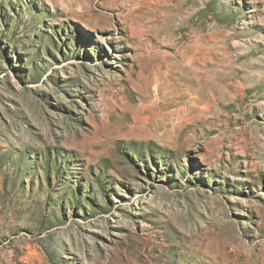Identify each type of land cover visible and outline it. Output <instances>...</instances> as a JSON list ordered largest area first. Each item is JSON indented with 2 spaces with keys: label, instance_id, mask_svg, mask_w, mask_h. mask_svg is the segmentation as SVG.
I'll list each match as a JSON object with an SVG mask.
<instances>
[{
  "label": "rangeland",
  "instance_id": "rangeland-1",
  "mask_svg": "<svg viewBox=\"0 0 264 264\" xmlns=\"http://www.w3.org/2000/svg\"><path fill=\"white\" fill-rule=\"evenodd\" d=\"M0 264H264V0H0Z\"/></svg>",
  "mask_w": 264,
  "mask_h": 264
},
{
  "label": "bare ground",
  "instance_id": "bare-ground-1",
  "mask_svg": "<svg viewBox=\"0 0 264 264\" xmlns=\"http://www.w3.org/2000/svg\"><path fill=\"white\" fill-rule=\"evenodd\" d=\"M208 79V78H207ZM198 80V79H197ZM208 81V80H207ZM215 81V80H214ZM203 82V81H202ZM206 82V81H205ZM210 83V86L211 88H214V87H218V85L216 83H212V82H209ZM189 84V83H188ZM209 86V85H206V87ZM208 88V87H207ZM205 90V89H204ZM206 91V90H205ZM214 91V90H213ZM207 92V91H206Z\"/></svg>",
  "mask_w": 264,
  "mask_h": 264
}]
</instances>
